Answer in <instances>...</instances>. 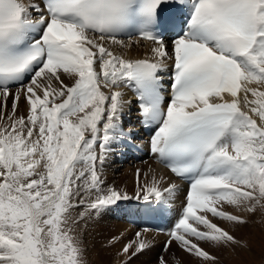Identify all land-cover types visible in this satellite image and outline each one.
Returning a JSON list of instances; mask_svg holds the SVG:
<instances>
[{
  "label": "snow or ice",
  "instance_id": "obj_1",
  "mask_svg": "<svg viewBox=\"0 0 264 264\" xmlns=\"http://www.w3.org/2000/svg\"><path fill=\"white\" fill-rule=\"evenodd\" d=\"M133 109L164 172L137 169L129 195L102 169ZM181 184L164 252L248 247L220 223L264 214V0H0V264H88L91 222L170 211ZM150 247L136 232L116 256Z\"/></svg>",
  "mask_w": 264,
  "mask_h": 264
},
{
  "label": "bare ground",
  "instance_id": "obj_2",
  "mask_svg": "<svg viewBox=\"0 0 264 264\" xmlns=\"http://www.w3.org/2000/svg\"><path fill=\"white\" fill-rule=\"evenodd\" d=\"M133 55H135V53H133ZM128 115H129V113L126 112L125 116H124V122L127 119L129 120ZM120 168H122L125 172L117 171V169H116L117 172L115 173L113 170V167L111 166V161L108 160L104 164L103 169H102V173H103L102 179L105 181L106 185L114 186L117 189H123V190L127 191L129 195H134V191H135V176L133 175V170L135 168L140 169L142 173L144 171L145 173H149L150 175H151V173L149 172V170L150 169L155 170V174L157 176H159L161 173L164 172V170L161 167L156 166V165L151 164V163H145V164H142L140 166L134 165L132 167L128 166V163H126V165L124 167H123V165H121ZM114 173H115V175H114ZM181 191H182V189H181ZM181 191L178 192V194L176 196L177 198L179 197ZM228 210L232 211L231 209H228ZM119 220H120V217L118 215H116L114 210H110V211L103 213L98 219L94 220L92 222L93 225H91V223H90L89 229L85 233V235L90 238L91 243H93V245H94V249L96 252L92 253V254H94L93 256H95L97 264H99V263L105 264V262L107 263L108 261L110 262L112 255L115 254V256H116L115 252H117L118 249L124 243L128 242L129 239L127 237H130V236L135 237L136 232H143V231H139L138 229H135V228L133 229L132 227L128 226L125 222L119 221ZM92 226L96 227V230H97L96 232H92V230H91V228H93ZM223 226L229 228V230L232 231V234L234 235V230H232L230 228V226H228L224 223H223ZM143 236L148 242H150V244L155 243L158 246L160 245V243L158 241H161L162 236L154 235V234L150 233L149 231L143 232ZM112 237L118 238L119 242L115 243L114 247L105 248L103 245ZM121 237H122V239H120ZM93 238H96V239H93ZM124 239H126V241ZM92 240H93V242H92ZM212 252L215 253V256H216V255H218L217 253L220 251L215 250ZM224 253H229V249H223V254ZM116 257L119 258L121 261L124 259V257H118V256H116ZM140 259L142 260L143 258H140ZM117 261L118 260H116V259L113 260L112 264H118L119 261L118 262Z\"/></svg>",
  "mask_w": 264,
  "mask_h": 264
},
{
  "label": "rangeland",
  "instance_id": "obj_3",
  "mask_svg": "<svg viewBox=\"0 0 264 264\" xmlns=\"http://www.w3.org/2000/svg\"><path fill=\"white\" fill-rule=\"evenodd\" d=\"M10 100L11 99H9L8 101L9 110H11V103H12V101ZM21 102L22 103L20 104V111L23 112L24 103L23 101ZM125 165L126 164H124L123 167ZM117 171L125 172L120 167L119 169H117ZM117 171L115 170L114 172L116 173ZM252 219L254 223H250L246 227L238 228L234 230V235L241 241H245L248 247L246 249L237 247L235 251L229 249V253H224V254H223V249L219 250L221 253L218 252L217 253L218 255H216L217 264H264V214H261L258 211L257 214ZM91 225H93L92 222ZM220 226L224 227L223 223H221ZM91 230L92 232L97 231L96 227L91 228ZM127 238L130 240L133 239L134 237L130 236ZM124 240L126 241V239ZM84 241H85V246L87 248L88 264H97L96 258L95 256H93L94 254H92L96 252L93 243H91L90 238L86 235L84 236ZM158 242L160 243L159 246L155 243H152L151 244L152 247L144 251L142 254L134 257L129 262V264H157V258L161 255L165 257V259L167 260V264H197L196 261L190 260L184 253H182L174 243L171 245L170 250L168 252H164L162 240ZM206 250L215 256V253H213L212 251H215L216 249L206 248ZM140 258H143L142 259L143 261ZM115 259L119 261L118 264H121V260L117 258L115 254L112 255L110 259L111 261L110 262L108 261L107 263L105 262V264H112L113 260ZM99 264H104V263H99Z\"/></svg>",
  "mask_w": 264,
  "mask_h": 264
}]
</instances>
